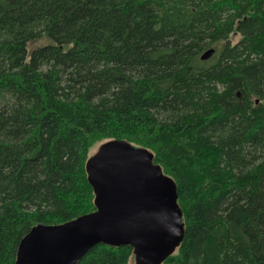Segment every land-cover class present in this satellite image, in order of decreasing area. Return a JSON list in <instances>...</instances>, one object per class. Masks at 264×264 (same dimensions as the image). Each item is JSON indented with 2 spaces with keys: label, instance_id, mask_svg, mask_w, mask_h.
Returning <instances> with one entry per match:
<instances>
[{
  "label": "trees",
  "instance_id": "16d2710c",
  "mask_svg": "<svg viewBox=\"0 0 264 264\" xmlns=\"http://www.w3.org/2000/svg\"><path fill=\"white\" fill-rule=\"evenodd\" d=\"M110 139L177 183L185 238L163 264H264V0H0V264L96 209L86 162Z\"/></svg>",
  "mask_w": 264,
  "mask_h": 264
},
{
  "label": "water",
  "instance_id": "95a60500",
  "mask_svg": "<svg viewBox=\"0 0 264 264\" xmlns=\"http://www.w3.org/2000/svg\"><path fill=\"white\" fill-rule=\"evenodd\" d=\"M215 53L211 48L201 59ZM96 209L61 224H37L15 264H78L97 244L133 247L136 264H163L185 238L176 181L154 153L125 139L100 144L86 162Z\"/></svg>",
  "mask_w": 264,
  "mask_h": 264
},
{
  "label": "rangeland",
  "instance_id": "374dc122",
  "mask_svg": "<svg viewBox=\"0 0 264 264\" xmlns=\"http://www.w3.org/2000/svg\"><path fill=\"white\" fill-rule=\"evenodd\" d=\"M36 45H37V43H33V44L31 45V47H32V46H36ZM99 146H100V144H98L97 146L93 147V148L91 149V154H94V153L97 151V149L99 148ZM129 264H136V262H135V257H133V258L131 259V261H130Z\"/></svg>",
  "mask_w": 264,
  "mask_h": 264
}]
</instances>
